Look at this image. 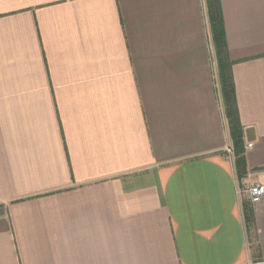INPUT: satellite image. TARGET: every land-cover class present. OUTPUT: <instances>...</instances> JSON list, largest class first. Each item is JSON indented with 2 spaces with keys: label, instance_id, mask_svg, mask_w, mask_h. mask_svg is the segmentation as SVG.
I'll list each match as a JSON object with an SVG mask.
<instances>
[{
  "label": "crops",
  "instance_id": "0c3cea01",
  "mask_svg": "<svg viewBox=\"0 0 264 264\" xmlns=\"http://www.w3.org/2000/svg\"><path fill=\"white\" fill-rule=\"evenodd\" d=\"M220 2L243 178L206 0H0V264L264 259V0Z\"/></svg>",
  "mask_w": 264,
  "mask_h": 264
},
{
  "label": "trees",
  "instance_id": "16d2710c",
  "mask_svg": "<svg viewBox=\"0 0 264 264\" xmlns=\"http://www.w3.org/2000/svg\"><path fill=\"white\" fill-rule=\"evenodd\" d=\"M210 26L212 31L213 44L218 60V79L222 94L224 112L228 120L230 137L233 145L238 176L243 178L247 174L245 157L244 126L241 123L235 83L233 79V62L229 58L228 45L226 41L224 20L220 0H206ZM247 222L251 221L247 216Z\"/></svg>",
  "mask_w": 264,
  "mask_h": 264
},
{
  "label": "built area",
  "instance_id": "2783aa9c",
  "mask_svg": "<svg viewBox=\"0 0 264 264\" xmlns=\"http://www.w3.org/2000/svg\"><path fill=\"white\" fill-rule=\"evenodd\" d=\"M227 154L232 160H234V149H233L232 142L229 143V145L227 147ZM260 176L261 177H260L259 181H256V182L250 184L244 190L248 199L253 204L260 203L262 201V199L264 198V168L262 169ZM249 264H264V259L258 260L255 262H251Z\"/></svg>",
  "mask_w": 264,
  "mask_h": 264
},
{
  "label": "water",
  "instance_id": "95a60500",
  "mask_svg": "<svg viewBox=\"0 0 264 264\" xmlns=\"http://www.w3.org/2000/svg\"><path fill=\"white\" fill-rule=\"evenodd\" d=\"M253 130L251 129H248L246 132H247V136H248V140L251 141L252 140V137H251V133H252Z\"/></svg>",
  "mask_w": 264,
  "mask_h": 264
},
{
  "label": "rangeland",
  "instance_id": "374dc122",
  "mask_svg": "<svg viewBox=\"0 0 264 264\" xmlns=\"http://www.w3.org/2000/svg\"><path fill=\"white\" fill-rule=\"evenodd\" d=\"M234 160H235V153H234Z\"/></svg>",
  "mask_w": 264,
  "mask_h": 264
}]
</instances>
